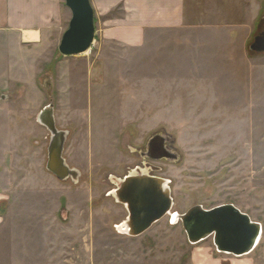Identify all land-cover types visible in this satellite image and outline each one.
Listing matches in <instances>:
<instances>
[{"label":"rangeland","instance_id":"374dc122","mask_svg":"<svg viewBox=\"0 0 264 264\" xmlns=\"http://www.w3.org/2000/svg\"><path fill=\"white\" fill-rule=\"evenodd\" d=\"M95 36L81 55L58 50L69 18L39 30L0 31V264H264V0H181L184 25L156 27L162 0H90ZM54 108L68 132L63 156L80 175L46 170ZM155 134L174 161L170 212L139 236L117 231L127 212L110 177L142 166ZM233 204L262 227L245 255L192 244L181 221L194 205Z\"/></svg>","mask_w":264,"mask_h":264},{"label":"water","instance_id":"95a60500","mask_svg":"<svg viewBox=\"0 0 264 264\" xmlns=\"http://www.w3.org/2000/svg\"><path fill=\"white\" fill-rule=\"evenodd\" d=\"M64 3L70 11V19L58 50L65 56L81 55L94 40V9L90 0H64ZM249 48L264 51V31L254 37ZM38 121L50 133L46 170L58 180L71 179L76 182L80 173L70 167L63 156L68 132L57 128L51 103L39 112ZM157 140L170 141L169 136L165 135L150 138V142ZM174 158L177 156L174 155ZM110 180L115 185L110 195L124 205L127 212L124 221L116 226L120 233L139 236L170 212L173 200L167 179L151 175L147 169L135 168L122 178L111 176ZM173 215L176 221H181L190 243L196 244L212 237L217 251L235 256L250 253L262 233L261 224L233 204H222L210 209L194 205L182 214Z\"/></svg>","mask_w":264,"mask_h":264},{"label":"crops","instance_id":"0c3cea01","mask_svg":"<svg viewBox=\"0 0 264 264\" xmlns=\"http://www.w3.org/2000/svg\"><path fill=\"white\" fill-rule=\"evenodd\" d=\"M160 6L163 11L158 12L150 25H184L181 0H162ZM65 16L69 18V12L63 9L62 0H0V31H23L25 41H37L39 30L56 28Z\"/></svg>","mask_w":264,"mask_h":264},{"label":"flooded vegetation","instance_id":"af4514ba","mask_svg":"<svg viewBox=\"0 0 264 264\" xmlns=\"http://www.w3.org/2000/svg\"><path fill=\"white\" fill-rule=\"evenodd\" d=\"M155 135L163 136L161 134H155ZM139 154L143 160L141 161L142 166H135V168L147 169L148 173L149 171H156L159 168L158 166L154 165L153 162H157L160 159L167 160V161H174V159H176L174 158V155L177 156L173 148L172 141L161 142L157 140V141L150 142V139L148 140L147 146L145 147V149L143 151H140ZM151 175H154V174H151Z\"/></svg>","mask_w":264,"mask_h":264},{"label":"bare ground","instance_id":"6f19581e","mask_svg":"<svg viewBox=\"0 0 264 264\" xmlns=\"http://www.w3.org/2000/svg\"><path fill=\"white\" fill-rule=\"evenodd\" d=\"M27 38H28V37H26V39H27ZM172 220L175 221V222H177V221H176V217H175V215H173ZM260 237H261V236H260ZM258 242H259V241H258Z\"/></svg>","mask_w":264,"mask_h":264}]
</instances>
